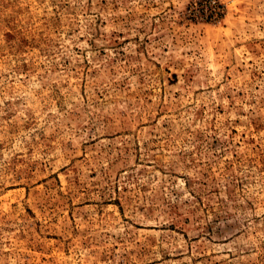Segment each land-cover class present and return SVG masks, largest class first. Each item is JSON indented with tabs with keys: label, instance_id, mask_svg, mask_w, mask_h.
Masks as SVG:
<instances>
[{
	"label": "rangeland",
	"instance_id": "374dc122",
	"mask_svg": "<svg viewBox=\"0 0 264 264\" xmlns=\"http://www.w3.org/2000/svg\"><path fill=\"white\" fill-rule=\"evenodd\" d=\"M0 264H264V0H0Z\"/></svg>",
	"mask_w": 264,
	"mask_h": 264
}]
</instances>
